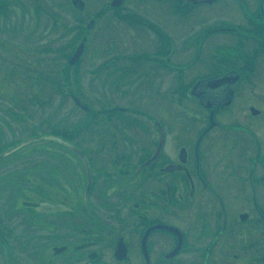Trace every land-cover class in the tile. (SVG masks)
Instances as JSON below:
<instances>
[{"label": "flooded vegetation", "instance_id": "flooded-vegetation-1", "mask_svg": "<svg viewBox=\"0 0 264 264\" xmlns=\"http://www.w3.org/2000/svg\"><path fill=\"white\" fill-rule=\"evenodd\" d=\"M103 1L102 17L115 21L103 25L99 62L112 94L104 128L115 139L110 118L141 109L151 124L118 129V148L106 153L71 141L69 173L39 185L56 202L41 206L34 239L54 238V260L66 264H264V0H123L118 8ZM44 2L28 4L40 10ZM25 13L21 21H39ZM58 64L59 85L56 74L68 81L71 66ZM128 83L134 97L124 88L115 96ZM174 101L184 102L177 113ZM178 116L183 124L174 127ZM47 227L53 236L42 235ZM4 228L2 237H11ZM43 254L38 264H47Z\"/></svg>", "mask_w": 264, "mask_h": 264}, {"label": "rangeland", "instance_id": "rangeland-1", "mask_svg": "<svg viewBox=\"0 0 264 264\" xmlns=\"http://www.w3.org/2000/svg\"><path fill=\"white\" fill-rule=\"evenodd\" d=\"M5 1L9 8L5 14H14L11 15V21L0 12V213L4 216L3 212H7L5 223L7 222L12 233L11 237L5 239H2L3 233H0V264L43 263L45 255H41L40 259L38 256L42 250L46 253L47 264H66L62 258L54 260V238L42 237L39 238L40 241L34 239L39 232L37 227L41 206L56 202L53 192L49 193L51 195L41 194L40 183L46 185L45 182L52 180L56 183L61 171L69 173L70 158H73L69 152L71 141L89 144L94 151L106 153V149L110 151L111 146L118 148V145L111 144V141L119 140L118 129L123 130V126H126L127 131H133L141 124L148 126L151 124L148 116L150 113L141 109L138 112L124 113L120 117L112 116L109 123L113 125L111 128L114 129L116 138L109 139L104 128L109 119L105 112L109 87L103 86L104 68H99V62L103 63L105 60L101 53L103 25L108 19L113 23L114 19L110 15L100 17L92 30L94 38L90 37L89 46L84 49L80 64H77L80 65L79 80L73 77L71 66L68 68L71 74L68 81L63 74H56L60 78V84L54 83L55 63H59L60 68L68 66L67 59L74 47L73 36L78 32L75 24L86 27L97 10L103 7V0H85L86 9L82 13L72 7L70 0H45L40 5V10L35 8V4L29 5V0ZM129 10L135 12L133 8ZM23 11L28 12L27 15L25 13V18L35 17L37 14L38 24L29 20L21 21ZM18 21L20 25L17 26ZM113 28L114 33H117V26L114 25ZM78 40L79 38L77 42ZM18 73H22L19 78ZM92 73L96 76L94 80ZM115 87V96L123 91L122 88L131 90L130 95L126 90V98L135 95L134 84ZM161 87L165 90V85L160 86V89ZM155 88L156 86L151 87L152 90ZM71 89L79 93L85 104L90 103L91 109L86 110L76 104L69 95ZM179 91L175 85L174 96ZM141 95H145L144 88L141 89ZM183 103L176 104L174 101L175 113L181 110ZM176 119L173 117V126L180 127L183 118L178 116ZM71 131L73 138L70 140L61 137L70 135ZM51 168L56 172L52 173ZM217 170L215 166L212 168L214 173ZM47 188L50 190L51 186ZM82 188L84 190V186ZM27 206L33 217L29 215ZM78 215L73 217L76 218L74 220L82 219ZM49 217L47 220L51 221L52 217ZM46 230L42 231V235L49 236V233L54 232L49 227ZM65 230L59 231L64 233ZM78 234H71L70 231L68 236L75 237ZM57 242L60 246V241L56 240ZM77 264L85 262L78 261Z\"/></svg>", "mask_w": 264, "mask_h": 264}, {"label": "water", "instance_id": "water-1", "mask_svg": "<svg viewBox=\"0 0 264 264\" xmlns=\"http://www.w3.org/2000/svg\"><path fill=\"white\" fill-rule=\"evenodd\" d=\"M122 0H114L112 2V5L114 6H118L120 3H121ZM72 3L77 6L78 8L82 9L84 7V1L83 0H72ZM90 25V24H89ZM83 43H81L79 45V47L77 48V50L74 52L73 56L70 58V63H73L75 62L78 58H79V55L81 54L82 52V49H83ZM75 101L82 107L86 108L84 105H81L79 100L75 97L74 98Z\"/></svg>", "mask_w": 264, "mask_h": 264}, {"label": "trees", "instance_id": "trees-1", "mask_svg": "<svg viewBox=\"0 0 264 264\" xmlns=\"http://www.w3.org/2000/svg\"><path fill=\"white\" fill-rule=\"evenodd\" d=\"M7 11H8V6H7V1H5V0H0V12L2 13V14H5V13H7ZM0 221L2 222V219H1V217H0ZM2 226V224L0 223V227ZM0 229H2V228H0ZM3 230H4V226H3ZM1 231V230H0ZM2 233V232H1Z\"/></svg>", "mask_w": 264, "mask_h": 264}]
</instances>
